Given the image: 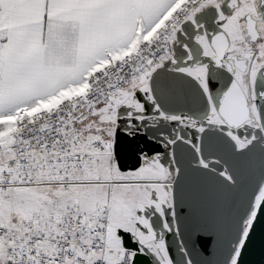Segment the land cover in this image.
Instances as JSON below:
<instances>
[{"label":"snow or ice","instance_id":"snow-or-ice-1","mask_svg":"<svg viewBox=\"0 0 264 264\" xmlns=\"http://www.w3.org/2000/svg\"><path fill=\"white\" fill-rule=\"evenodd\" d=\"M258 237L264 0H0V264H252Z\"/></svg>","mask_w":264,"mask_h":264},{"label":"water","instance_id":"water-1","mask_svg":"<svg viewBox=\"0 0 264 264\" xmlns=\"http://www.w3.org/2000/svg\"><path fill=\"white\" fill-rule=\"evenodd\" d=\"M127 157V153H125ZM252 264H264V237H258L253 248V252L248 257Z\"/></svg>","mask_w":264,"mask_h":264}]
</instances>
